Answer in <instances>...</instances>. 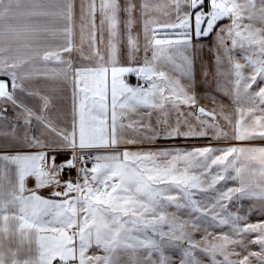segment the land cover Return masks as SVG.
Segmentation results:
<instances>
[{
    "label": "snow or ice",
    "instance_id": "obj_1",
    "mask_svg": "<svg viewBox=\"0 0 264 264\" xmlns=\"http://www.w3.org/2000/svg\"><path fill=\"white\" fill-rule=\"evenodd\" d=\"M22 0H0V40L4 36L2 22L13 18L14 7L19 8ZM35 3V0H34ZM187 5L180 15L181 4ZM174 11L177 13V22L165 24L166 28L183 29L181 33L184 39L171 41L153 39L154 51L151 61L145 59L143 67H116L117 62V44L119 35L118 23L119 13L124 12L129 16L128 26L132 24L131 14L135 9L132 0H125L123 6L120 0H99V12L101 14V26L105 21L109 22L111 40L109 42V61L113 64L111 67V109L112 126L110 134L107 133L105 114L108 105L107 99L108 86L107 74L109 68L103 64L104 57L101 56L96 47V22L97 0H88L87 7L81 4V49L86 41H89V48L93 55H96L101 65L96 68H83L75 72L76 87L81 94L78 104L79 109V134L77 141L76 121H73V131L63 133L51 124L44 126L59 137L60 142L43 145L38 138H32L28 141L30 146L56 149H71L70 158L59 164L56 163V156L62 152H56V155L48 156L46 151L37 154L0 156V161L14 164L18 175V192L13 186L9 195L11 199L5 203L0 200V264H121L120 251L127 252L131 250L135 254L139 249H148L146 256L151 257L152 252H159L163 246L165 238L169 242L187 239L191 248L185 251L189 257L185 264H200V261L193 257L191 249L198 245L191 240V235L186 231L189 225L188 220L172 214L171 218L167 209L174 205L177 210L190 209L191 212H200L202 216H208L211 209H204L193 197L194 190L207 191L209 188H215L219 180L225 177L219 174L209 177L213 166H222L224 172L232 169L235 176L233 179L240 181L239 187L228 188L221 191L215 197L211 208L223 209L225 205L222 201L231 200L233 195L240 193L247 195L246 185L242 173L247 169L251 175L258 174L261 178V188L259 196L264 200V147H231L222 150V154L214 155L217 151L212 148H198L187 152H169V151H137L132 152L124 150L122 152H113L110 155L95 156L92 158V167H87L90 156L83 151L92 148H115L121 142L136 143L135 140H121L116 135V108L119 107L128 111H135L138 106H145L151 109H164L168 104L172 109L177 110V115H185L179 112L180 104L193 107L196 104L194 93L188 89L193 86V61L189 55L177 49V55L180 62L177 63L173 55L169 54L161 45L183 44L184 48L190 44L192 33L197 37L208 36L217 22L229 18L231 25L227 28V37L218 35L217 39L222 44L226 38L232 39L233 47L239 46L247 48L252 55L248 57V64L252 69L249 77H244L240 63H234L235 70V97L233 103H238L240 99V85L244 82V90L247 92L257 80L264 83V27H253L252 24H244L245 19L251 21L254 18L256 7L255 0H171ZM7 5V6H6ZM259 9L260 19L264 23V0H261ZM159 7V6H157ZM210 10L205 12L204 9ZM149 9L148 0H144L141 5L142 15L147 14ZM69 22L74 16L73 0H63V7L57 13ZM88 17V23L85 18ZM194 21V22H193ZM91 25L92 31L85 36V30ZM147 24L144 22V31L147 33ZM191 30V31H190ZM16 29L9 26V33H16ZM66 42L55 50L45 51L42 55L44 61L50 58L61 60L63 52L72 50V28L66 27L64 30ZM220 28L219 32H224ZM128 43L131 52L137 50L136 42L131 35L128 36ZM5 49L0 47V56ZM39 55V53H36ZM83 59H89L81 51ZM163 58L172 65V71L179 74L180 78H186L187 83L181 84V79L171 76L168 72L157 67L156 62ZM31 57L19 58L10 57L11 62L0 58V75L8 76L11 80V90L9 83L0 80V105L11 104L17 106L16 90L19 88L24 91V81L31 79L34 73L23 69V65L29 63ZM231 60V57H229ZM67 67H71V61H63ZM6 68L14 69L6 71ZM15 69H20L18 74ZM125 73H135L146 82H151L147 89L136 86L131 87L123 82L120 77ZM155 77V79H154ZM92 80L94 88L89 87L88 81ZM91 91V96L89 92ZM29 95H35L28 90ZM75 96V93H74ZM123 97L121 101L120 98ZM256 97H259V105L247 109L249 114L259 110L264 113V87L248 93L249 100L255 103ZM47 105V98L42 97ZM91 101V105H89ZM213 102L216 101L213 99ZM95 111V115L92 112ZM244 109L237 108L240 113L235 127L234 139L239 141L253 140L256 138L264 139V115L254 118V126L244 125ZM199 116L197 119L200 124L205 125L208 122L200 120L199 117L209 116L213 123L209 126L216 127L215 112H207L205 108L197 109ZM151 115V113H146ZM28 115H33L28 110ZM123 117L127 112L121 111ZM161 116L167 117L168 112H161ZM192 115V113H188ZM36 119L44 123L40 116ZM94 121L95 123H90ZM29 121H26V123ZM157 123L168 124L167 119ZM179 123V121H177ZM142 127L150 128V124H142ZM123 127V125H122ZM128 128L133 125L129 123ZM218 135L226 136L227 133L222 129H217ZM155 135V133H153ZM169 137L174 135H199L205 136L207 132L200 131L195 133L191 127L185 133H181L179 127L167 132ZM27 139V137H26ZM80 151H77V150ZM229 157L232 159L229 160ZM79 165V166H78ZM76 168L78 172L77 181L73 183L71 179L64 182V192H55L56 196H68L69 193H76L75 199H66L63 203H56L51 200L43 199L33 191L31 195L25 196L24 181L27 176H34L37 181V187L55 185L59 187L61 173L65 170ZM198 169L199 171H195ZM6 175V169L0 165V180ZM82 181V182H81ZM207 184V186H205ZM176 193V194H174ZM9 205L18 210L17 215H6L5 212ZM219 213L211 216L215 221ZM18 221V229L21 235L26 239L34 234L38 245V256L36 258L20 260L17 258V252L9 249L10 255L6 258L3 245V234L8 231L7 222L9 219ZM47 218V219H46ZM199 218V217H198ZM243 217H231L230 219L221 218L219 224H231L232 231L236 236L242 233H257L255 240L249 243H257L260 246L259 252H249L242 260L235 264H248L249 256L255 257L260 264H264V223H248L245 227H239L237 221ZM167 226V231H165ZM193 229L197 225H191ZM27 229V232L24 230ZM151 231L153 236H158L156 240L149 236ZM50 233L51 235H47ZM143 239H141V235ZM206 239V238H205ZM221 243L211 245L210 248H203L204 252L219 251L224 256V264H233L228 259L226 249L231 244H244L243 238L233 239L228 234H222L216 237ZM95 245L104 253L101 255H88L89 248ZM237 254L238 253H234ZM131 264H140L139 261H132ZM159 264H166V260L161 256Z\"/></svg>",
    "mask_w": 264,
    "mask_h": 264
},
{
    "label": "rangeland",
    "instance_id": "obj_2",
    "mask_svg": "<svg viewBox=\"0 0 264 264\" xmlns=\"http://www.w3.org/2000/svg\"><path fill=\"white\" fill-rule=\"evenodd\" d=\"M121 5L125 3V0H120ZM144 0H132L135 5V9L131 14L132 24L128 26L127 20L129 16L124 13H119L118 23V37L117 44V57L116 64H125L133 67H143L145 59L151 61L154 51L153 39L160 40H183V29H173L164 27L165 24H172L177 22V13L173 9L171 0H148L149 9L146 15H142L141 5ZM85 4L87 7L88 0H74L75 4V47L72 50L74 56H76V63L78 65H97L101 64L98 57L93 55L89 48V41L86 39L83 48L80 46V32H81V4ZM207 3V0H206ZM255 12L254 18L249 21L245 19L244 24H252L253 27H264L260 19L259 9L262 6L261 0H255ZM159 6V7H157ZM187 7L185 4H181L180 15H183L184 9ZM210 8L206 7L205 12ZM147 21V33L144 31V22ZM85 23H88V17L85 18ZM96 22V47L101 56L104 57L103 64H112L109 61V42L112 39L110 36L109 22L105 21L101 26V14L99 12V0H97V12L95 16ZM194 22V21H193ZM231 25L229 18H224L217 22L213 31L208 36L197 37L194 32L190 37V44L187 49L183 44H171L161 45L167 52L173 55L177 63L180 62L177 55V49L183 51L185 55H189L193 61V86L188 89L189 92L194 93L196 97V104L193 107H189L183 104L179 106V112L185 115H177V110L172 109L170 105L166 104L164 109H151L145 106H138L135 111H128L126 109L118 111L117 121V137L123 140H135L136 143H124L117 144L116 152H122L124 150L137 152V151H169V152H187L193 151L198 148H212L217 150L214 155L222 154V150L238 147L243 142L234 139L235 127L240 113L237 112V108H243L245 111L244 125L254 126V118H259L264 113L259 110L249 114L247 109L250 107H256L259 105V97H256L255 103L249 100L248 93H252L258 90L259 87H264V83L257 80V84H253L251 88L245 92L244 82L241 81L240 85V99L238 103H233L235 97V70L234 63H240L243 67L241 72L244 77L251 75L252 69L248 64V57L252 55L249 49L241 48L239 46L233 47L232 39L226 38L221 44L217 36L223 35L227 37V28ZM220 28H224V32H219ZM92 31L91 25L85 30V36ZM191 31V30H190ZM131 35L136 42L137 50L131 52L128 36ZM81 51L89 57V59H83ZM231 57V60L229 59ZM157 67L168 72L169 75L179 77L178 73L172 71V65L166 62L163 58L156 62ZM155 79V77H154ZM181 84H186V78H180ZM136 86H141L147 89L151 82H146L143 78L138 77L137 74L130 78ZM213 99L216 101L213 102ZM199 106L214 111L217 115L215 120L216 127H211L213 123L212 118L209 116L199 117L200 120H205L208 123L205 125L200 124L197 117L199 116L197 109ZM264 107V106H261ZM1 108V107H0ZM121 111L127 112V115L121 116ZM151 113L147 115L146 113ZM161 112H168L167 117L161 116ZM192 113V115H188ZM163 121L167 119L168 124L157 123V119ZM137 121L142 124H150V128L142 127L137 124ZM179 121V123H177ZM264 122V121H262ZM131 123L132 128H128L127 125ZM123 125V127H122ZM189 126L192 131L199 133L200 131L207 132L205 136L199 135H174L169 137L168 131L179 127L181 133L188 131ZM217 129H222L227 133L226 136L218 135ZM155 133V135H153ZM253 140H264L262 138H256ZM252 141V140H251ZM232 158L229 157V160ZM66 161L60 160L59 163ZM58 163V164H59ZM195 171H199L196 169ZM223 175L225 179L219 180L215 188H209L207 191H195L194 199L197 200L200 206L204 209H211L208 216H202L200 212H191L190 209L184 208L177 210L174 205L167 209L169 217L172 214L177 215L180 220H188L190 223L186 227V231L190 233L191 240L195 242L198 247L191 249L193 257L200 261V264H224V256L219 252H204L203 248H210L211 245L221 243L216 237L222 234H228L233 239L243 238L244 244L241 245L231 244L226 249L228 253V259L235 264L236 261L242 260L249 252H259L260 246L257 243H249L250 240H255L257 233H242L241 236H236L232 231L231 224H219L221 218L230 219L231 217H243V219L237 221L239 227H245L248 223H264V200L260 197H247L242 194L236 193L231 200L222 201L225 205L223 209L217 206L211 208L214 203L215 197L219 195L221 191H226L228 188L239 187L238 179L231 177L235 176L232 169L224 172L222 166H213L212 171L209 173V177L217 174ZM63 173H61L59 179L61 185L59 187L55 185H48L49 190L54 192H62L65 190ZM36 179V178H35ZM207 186V184H205ZM42 187V188H43ZM51 188V189H50ZM176 194V193H174ZM219 213L215 221H212L211 216ZM199 217V218H198ZM192 224L197 225L196 229L192 228ZM167 231V226H165ZM206 238V239H205ZM191 245L187 239L169 242L167 238L163 241L161 251L152 252L150 260L146 256L148 251H137L135 254L131 250L127 252H119L121 257V264H131L132 261H139L140 264H159L161 256L166 260V264H185V261L189 259L185 255V251L190 249ZM234 253H238L234 254ZM102 254L101 256H103ZM248 264H260L255 257L249 256Z\"/></svg>",
    "mask_w": 264,
    "mask_h": 264
},
{
    "label": "crops",
    "instance_id": "obj_3",
    "mask_svg": "<svg viewBox=\"0 0 264 264\" xmlns=\"http://www.w3.org/2000/svg\"><path fill=\"white\" fill-rule=\"evenodd\" d=\"M74 3V0H73ZM7 6V5H6ZM63 7V0H22L18 9L14 7L13 18L5 19L2 22L4 36L0 40V47L5 51L0 58L5 59L7 62L10 57L28 58L31 57L29 63L24 64L23 69L34 73L31 79L25 80L24 87L27 90H16L17 106L13 107L11 104L2 105L0 108V156H14V155H27L37 154L41 151H46L48 156L56 155V152L62 154L56 156V163L60 160H68L70 158L71 149H56L53 151L51 148L34 147L30 146L28 141L32 138H38L43 145L53 144V142H60L61 137L57 136L51 128L44 125L48 122L63 133H71L73 131V121H76L77 141L79 134V99L80 93L76 87L75 72L83 68H96L97 65H78L76 63V56L73 55L72 50L75 47V4L74 16L69 25V22L63 17L57 15ZM15 28L16 33H9L8 27ZM70 26L72 28V50L70 52H63L61 60L57 61L55 58H50L48 61L42 59L45 51L55 50L66 42L64 29ZM36 53H39L37 55ZM63 61H71V67H67ZM109 68L107 74L108 93L105 103L108 105L105 119L107 121V133L110 134L112 126V109H111V67L113 64H104ZM116 67H133L125 64H115ZM6 71H13L14 69L6 68ZM20 72V69H15ZM135 73H125L120 79L131 87H136L132 81ZM0 80L9 83V90H11L10 77L0 75ZM89 87L94 88L92 80L88 81ZM28 90L38 93L29 95ZM75 93V96H74ZM91 96V91L89 92ZM42 97L47 98V105ZM123 100V97L120 98ZM91 105V101H89ZM121 108L119 103L116 108V113ZM28 110L33 115H28ZM95 111L92 115H95ZM40 116L44 123L36 119ZM26 121H29L26 123ZM117 121L116 119V135H117ZM90 123H95L90 121ZM118 136V135H117ZM27 137V139H26ZM238 147H264V140H249L243 142ZM77 151H80L79 149ZM89 153L90 159L95 156H105L116 152L115 148H92L83 150ZM6 169V175L0 180V200L7 203L11 196L10 191L15 190L18 192V175L17 169L14 164L0 161ZM246 185L247 197H260L261 178L258 174L251 175L246 169L242 173ZM238 186L240 181L237 180ZM25 192L23 195H31L34 191L36 195L43 199L51 200L56 203H63L66 199H75L76 193H69L68 196H56L54 191L49 190L48 187H37V181L34 176H27L24 181ZM65 191V190H64ZM62 191V192H64ZM240 194V193H239ZM6 215H17L18 210L9 205L5 212ZM47 219V218H46ZM2 223V222H0ZM18 221L9 219L7 222L8 231L3 234V245L6 258L10 255L9 249L17 252V258L20 260L36 258L38 256V245L35 241L34 234L30 235L27 239L21 235L17 227ZM28 230L25 229L24 232ZM47 235H51L47 233ZM141 239H143V235ZM149 236H153L151 231L148 232ZM154 239L160 240L158 236H153ZM138 251H149L148 249H139ZM122 252V251H120ZM88 255H102L103 251L95 245L89 248ZM54 264H59V261H54Z\"/></svg>",
    "mask_w": 264,
    "mask_h": 264
},
{
    "label": "built area",
    "instance_id": "obj_4",
    "mask_svg": "<svg viewBox=\"0 0 264 264\" xmlns=\"http://www.w3.org/2000/svg\"><path fill=\"white\" fill-rule=\"evenodd\" d=\"M2 105H0L1 107ZM93 162L91 160H89L87 167H92ZM79 166V165H78ZM63 181H67L69 179H71L73 181V183H75L77 181V179H79L78 177V172L76 168L70 169V170H65L63 172ZM82 182V181H81Z\"/></svg>",
    "mask_w": 264,
    "mask_h": 264
},
{
    "label": "water",
    "instance_id": "obj_5",
    "mask_svg": "<svg viewBox=\"0 0 264 264\" xmlns=\"http://www.w3.org/2000/svg\"><path fill=\"white\" fill-rule=\"evenodd\" d=\"M199 107H203V108H205L204 106H199ZM205 110L207 111V112H212L211 110H209V109H207V108H205ZM199 114V113H198ZM216 115V114H215ZM216 120H217V115H216Z\"/></svg>",
    "mask_w": 264,
    "mask_h": 264
}]
</instances>
